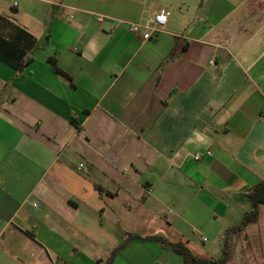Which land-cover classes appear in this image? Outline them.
Returning a JSON list of instances; mask_svg holds the SVG:
<instances>
[{
	"label": "crops",
	"instance_id": "crops-1",
	"mask_svg": "<svg viewBox=\"0 0 264 264\" xmlns=\"http://www.w3.org/2000/svg\"><path fill=\"white\" fill-rule=\"evenodd\" d=\"M15 27L36 46L0 61V264L220 257L264 183V0H0ZM228 264H264V205Z\"/></svg>",
	"mask_w": 264,
	"mask_h": 264
},
{
	"label": "trees",
	"instance_id": "trees-1",
	"mask_svg": "<svg viewBox=\"0 0 264 264\" xmlns=\"http://www.w3.org/2000/svg\"><path fill=\"white\" fill-rule=\"evenodd\" d=\"M36 46V39L26 30L15 27L10 39L0 36V61L14 69L21 71L28 63V58ZM55 70L61 73L52 64ZM62 74V73H61ZM251 204L250 210L244 215L240 225L230 227L220 237L221 255L218 258H204L195 256L184 243L171 244L173 250L182 257L184 264H228L232 254V236L243 231L247 225L257 222L259 206L264 205V183L261 182L246 192ZM136 235H130L129 240L138 239ZM141 239V238H139ZM151 240H158L165 243L161 237H151ZM117 253V252H116Z\"/></svg>",
	"mask_w": 264,
	"mask_h": 264
},
{
	"label": "built area",
	"instance_id": "built-area-1",
	"mask_svg": "<svg viewBox=\"0 0 264 264\" xmlns=\"http://www.w3.org/2000/svg\"><path fill=\"white\" fill-rule=\"evenodd\" d=\"M16 6V4H15ZM168 16H169V13L165 10H161L157 15H155V17L153 18L152 20V23L153 24L152 26L151 25H138V24H132L130 26V32L134 35L138 34L140 32V30H143V29H148V30H151L152 33H155L157 30V28L155 27H158V26H164L166 23H167V20H168ZM99 21H101L99 19ZM195 161H199L200 160V156H195L194 157ZM41 264H59L57 262H51V263H41Z\"/></svg>",
	"mask_w": 264,
	"mask_h": 264
},
{
	"label": "rangeland",
	"instance_id": "rangeland-1",
	"mask_svg": "<svg viewBox=\"0 0 264 264\" xmlns=\"http://www.w3.org/2000/svg\"><path fill=\"white\" fill-rule=\"evenodd\" d=\"M201 1V0H200ZM204 1H206V0H204Z\"/></svg>",
	"mask_w": 264,
	"mask_h": 264
}]
</instances>
